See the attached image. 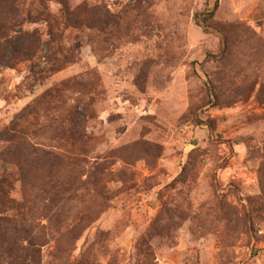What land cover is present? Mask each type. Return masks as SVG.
Here are the masks:
<instances>
[{
    "label": "rangeland",
    "instance_id": "obj_1",
    "mask_svg": "<svg viewBox=\"0 0 264 264\" xmlns=\"http://www.w3.org/2000/svg\"><path fill=\"white\" fill-rule=\"evenodd\" d=\"M20 4L41 40L0 62V129L35 106L31 141L83 160L55 172L92 213L72 261L264 264V0Z\"/></svg>",
    "mask_w": 264,
    "mask_h": 264
},
{
    "label": "trees",
    "instance_id": "obj_2",
    "mask_svg": "<svg viewBox=\"0 0 264 264\" xmlns=\"http://www.w3.org/2000/svg\"><path fill=\"white\" fill-rule=\"evenodd\" d=\"M215 9L204 15L203 20L211 19ZM30 16L20 0H0L2 66L10 67L11 60L18 56H33L39 47V32L21 27L23 21L32 23ZM48 34L51 51L57 35L53 30ZM54 50L60 51V48ZM39 117L37 108L29 105L9 126L0 129V160L6 164L5 169L6 166L17 169L16 173L0 174V264H42L43 249L51 243L53 255L61 264H90L72 261V252L76 241L90 226L92 213L87 210L70 215L69 204L78 197L76 183L72 180L61 183L55 173L63 165L75 167L83 160L74 153L61 154L32 142V127ZM45 168L49 169L47 178L42 175ZM16 182L24 187L22 200L11 195Z\"/></svg>",
    "mask_w": 264,
    "mask_h": 264
}]
</instances>
